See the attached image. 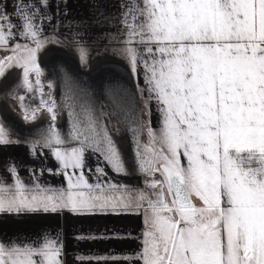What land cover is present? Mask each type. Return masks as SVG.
Wrapping results in <instances>:
<instances>
[{
  "label": "snow or ice",
  "instance_id": "obj_1",
  "mask_svg": "<svg viewBox=\"0 0 264 264\" xmlns=\"http://www.w3.org/2000/svg\"><path fill=\"white\" fill-rule=\"evenodd\" d=\"M14 2L12 14L0 3V80L19 69L9 95L24 121L49 116L27 143L33 157L56 161L46 171L64 184L42 183L43 167L32 169L27 183L12 163L10 182L0 178V214L142 215L135 255L81 260L264 264V0H122L112 51L142 74L145 114L151 101L159 113L157 128L138 117L126 121L143 187L109 177L106 169L118 176L129 169L104 113L78 111L44 91L39 55L60 42L45 33L49 0ZM77 48L86 62V48ZM64 109L67 134L56 126ZM14 143L20 141L0 121V145ZM63 256L59 234L0 239V264H64Z\"/></svg>",
  "mask_w": 264,
  "mask_h": 264
},
{
  "label": "crops",
  "instance_id": "obj_2",
  "mask_svg": "<svg viewBox=\"0 0 264 264\" xmlns=\"http://www.w3.org/2000/svg\"><path fill=\"white\" fill-rule=\"evenodd\" d=\"M0 3H5L9 14H12V9L15 7L14 0H0ZM121 3L122 0H49L47 10L52 19L51 22H45V33L56 37L60 41L58 44L69 50H71L70 46L75 47L77 43L89 46L116 45V42L109 37L110 34H117ZM105 17L110 19L106 20ZM14 22L18 23L16 20ZM117 59L128 65L126 60ZM133 75L140 99L142 121L150 120L151 126L157 128L159 113L155 101H151L148 105L151 115H146L147 93L145 92L142 96L139 91V88L144 87L143 76L142 74L139 77ZM11 137L19 140L20 143L0 145V178L10 182L11 176L6 169L14 163L27 183H30L32 179L31 170L43 167L45 172L39 177L42 183L53 186L64 184L63 176L46 171L48 168L55 170L57 167L56 161L50 155L33 157L27 143L29 138L17 133H11ZM142 138L145 142L147 141L146 132ZM96 162L95 155L89 154L88 166L94 168ZM106 170L109 177L118 183L143 187V177L139 173L118 176L110 169ZM89 177L91 178V173ZM143 228L142 215L134 213L74 215L63 211L22 215L0 214V239L35 240L45 233L52 236L59 234L64 246V264H139L138 261L124 259L81 260L77 257L133 256L141 247Z\"/></svg>",
  "mask_w": 264,
  "mask_h": 264
},
{
  "label": "water",
  "instance_id": "obj_3",
  "mask_svg": "<svg viewBox=\"0 0 264 264\" xmlns=\"http://www.w3.org/2000/svg\"><path fill=\"white\" fill-rule=\"evenodd\" d=\"M39 63L43 71L52 76L51 82L54 84L53 89L46 87L45 92L51 91L58 103L68 98L78 111L81 106H86L96 115L104 113L103 122L119 146L129 173L137 174L134 171L135 146L126 121L137 117L142 121V118L140 99L130 67L103 53L94 54L83 67L73 51L58 43L49 44L40 53ZM19 77L20 70L14 69L6 79L0 80V120L18 135L33 139L38 136L34 130L49 124L50 118L45 113L34 122L24 121L16 102L9 95ZM112 116L117 118L119 132L111 125ZM56 126L64 134L70 130L67 109L62 110Z\"/></svg>",
  "mask_w": 264,
  "mask_h": 264
},
{
  "label": "rangeland",
  "instance_id": "obj_4",
  "mask_svg": "<svg viewBox=\"0 0 264 264\" xmlns=\"http://www.w3.org/2000/svg\"><path fill=\"white\" fill-rule=\"evenodd\" d=\"M82 45L84 48H86L87 50V59H86V62H82L81 61V58H80V53L78 51V48L77 46L75 47H72L70 46L69 48L73 51V53H75L77 55V57L79 58L81 64L83 67H85L88 63V61L90 60V58L96 54V53H103V54H106V55H109V56H112V57H117V58H121L120 56L116 55L112 49L114 47H116L117 45H112V46H101V45H93V46H89V45H83V44H80ZM0 55H3L2 53H0ZM44 75H43V83H44V91L46 90V87H47V84L49 82H51V75L47 74L45 71H43ZM16 102V101H15ZM17 105V103H16ZM18 107V106H17ZM1 121V120H0ZM110 121H111V125L112 127L117 130V118L116 117H111L110 118ZM3 122V121H2ZM3 124L5 125L6 128H8L10 130V133H13L15 134V132L9 127L7 126L4 122ZM143 139V138H142Z\"/></svg>",
  "mask_w": 264,
  "mask_h": 264
},
{
  "label": "flooded vegetation",
  "instance_id": "obj_5",
  "mask_svg": "<svg viewBox=\"0 0 264 264\" xmlns=\"http://www.w3.org/2000/svg\"><path fill=\"white\" fill-rule=\"evenodd\" d=\"M47 73V72H46ZM47 74H49V73H47ZM50 75V74H49ZM51 80H52V76H51V78H50Z\"/></svg>",
  "mask_w": 264,
  "mask_h": 264
},
{
  "label": "trees",
  "instance_id": "obj_6",
  "mask_svg": "<svg viewBox=\"0 0 264 264\" xmlns=\"http://www.w3.org/2000/svg\"><path fill=\"white\" fill-rule=\"evenodd\" d=\"M117 132H119V128H117V130H116Z\"/></svg>",
  "mask_w": 264,
  "mask_h": 264
}]
</instances>
